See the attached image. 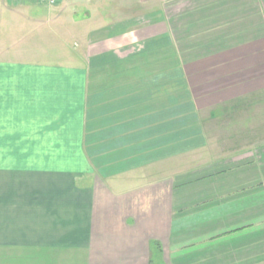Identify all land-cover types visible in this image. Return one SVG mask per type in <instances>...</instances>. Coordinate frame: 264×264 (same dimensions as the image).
Masks as SVG:
<instances>
[{
    "label": "crops",
    "instance_id": "1",
    "mask_svg": "<svg viewBox=\"0 0 264 264\" xmlns=\"http://www.w3.org/2000/svg\"><path fill=\"white\" fill-rule=\"evenodd\" d=\"M63 1L0 6V264H264L214 159L262 135L264 0Z\"/></svg>",
    "mask_w": 264,
    "mask_h": 264
},
{
    "label": "rangeland",
    "instance_id": "2",
    "mask_svg": "<svg viewBox=\"0 0 264 264\" xmlns=\"http://www.w3.org/2000/svg\"><path fill=\"white\" fill-rule=\"evenodd\" d=\"M21 1H25V0H21ZM26 1L27 3L33 2V0H26ZM78 1H81V0H64L62 3L64 6L59 7L58 10L61 11L64 8H66V10L64 13H61L60 18H57L58 21L61 20V22H63L64 20H71V19L76 18V13L78 12V6H77ZM98 1L100 0H89L88 4L96 3ZM107 3L116 4V5H121V4L127 5L129 3L130 6H134L132 5L133 3L130 0L129 2L128 0H111V2H107ZM3 4L9 5V6L10 5L15 6L17 3L11 2L10 0H0V6H2ZM54 7L55 6L50 7V8L48 7V9H54ZM47 13L49 14L48 11ZM54 20H56V15L54 17ZM262 107H263V114H264V103ZM252 126L253 124L251 123L249 124L248 128L252 129ZM236 127H238V124ZM262 128H263V131L260 137L254 138L252 135V131L250 132L247 129L246 133L248 134V136H245L244 138H239V139L234 138V139L229 140V147L232 148L230 150L231 151L237 150L238 151L237 154H229V155L215 154L214 159L215 161H223L221 162V167L223 169L230 168L228 170L230 176L233 177L235 175H239L241 178H243V180H240L241 184L237 188V191L235 192H240L241 194L245 193V194L250 195V194H254L253 192L256 191L257 195L258 194L262 195V199H261L262 202H259L258 200V202H256L255 204V207L257 208L260 206L262 207L260 209L261 212L259 213L260 216H262L260 224L264 225V150L260 151L257 154L253 152L254 149H256L255 147L259 143H261V145L264 146V122L262 123ZM237 157L238 159L235 160V158ZM258 221L259 219L253 222L256 223Z\"/></svg>",
    "mask_w": 264,
    "mask_h": 264
},
{
    "label": "built area",
    "instance_id": "3",
    "mask_svg": "<svg viewBox=\"0 0 264 264\" xmlns=\"http://www.w3.org/2000/svg\"><path fill=\"white\" fill-rule=\"evenodd\" d=\"M11 2H19L21 0H10ZM35 2H40V3H44L50 7L56 6L60 0H33Z\"/></svg>",
    "mask_w": 264,
    "mask_h": 264
}]
</instances>
